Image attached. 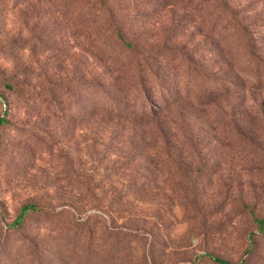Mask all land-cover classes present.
Wrapping results in <instances>:
<instances>
[{"label": "rangeland", "instance_id": "374dc122", "mask_svg": "<svg viewBox=\"0 0 264 264\" xmlns=\"http://www.w3.org/2000/svg\"><path fill=\"white\" fill-rule=\"evenodd\" d=\"M135 1L128 12L145 24L134 31L162 43L182 11ZM79 2L0 0V264H218L204 252L264 264L249 213L264 217V0H239L258 19V70L205 108L190 98L163 113L170 147L157 139L158 155L131 151L132 124L100 119L111 95L98 88V35L93 24L86 37ZM200 31L178 30L177 44L227 78ZM29 202L51 212L12 225Z\"/></svg>", "mask_w": 264, "mask_h": 264}, {"label": "trees", "instance_id": "16d2710c", "mask_svg": "<svg viewBox=\"0 0 264 264\" xmlns=\"http://www.w3.org/2000/svg\"><path fill=\"white\" fill-rule=\"evenodd\" d=\"M154 1L161 9L179 7L182 14L172 24L169 33L162 36V43L149 45L142 31H134L135 27L143 29L145 22L139 21V14L128 12L126 0H80L79 11L86 37L89 26L95 24L98 68L101 72L98 75V88L111 95L97 104L100 119L117 125L132 124L128 139L132 143L131 151L158 155L162 148H155L157 139L170 147L168 131L160 118L163 113L171 111L170 108L181 100L191 98V105L205 108L219 97L240 90L246 78H252L251 71L258 70L260 60L256 58L255 28L258 19L255 15L247 16L239 0ZM191 25H196L202 32L205 29L208 35L205 44H209V50L215 57L224 60V70L230 76L217 77L210 67L206 68L202 63L197 65L192 60L195 51H188L186 42L177 44L178 30H187ZM158 61L167 66H157L155 62ZM191 72L197 73L198 82L187 78ZM183 74L185 97L180 87V76ZM167 80L171 83L168 82V86L164 87V81ZM251 84L254 88L261 87L258 79ZM191 93H195L193 97ZM6 115L7 109L0 116V125L9 123ZM147 136L150 137L148 140ZM46 209L34 202L25 203L14 217L12 225H19L30 212H51ZM63 211L66 210L61 209L56 213ZM249 213L257 230L264 234V217L257 216L252 209ZM252 244L253 240H250L245 254L251 253ZM203 256L218 264H244L247 260L227 261L209 252H204ZM144 260L149 263L146 256Z\"/></svg>", "mask_w": 264, "mask_h": 264}]
</instances>
